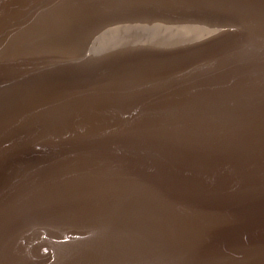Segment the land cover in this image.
Masks as SVG:
<instances>
[{"label": "water", "instance_id": "95a60500", "mask_svg": "<svg viewBox=\"0 0 264 264\" xmlns=\"http://www.w3.org/2000/svg\"><path fill=\"white\" fill-rule=\"evenodd\" d=\"M149 14L209 29L164 65L63 66L85 43L101 63L102 23ZM256 19L264 0H0V264H89L106 239L93 264H264Z\"/></svg>", "mask_w": 264, "mask_h": 264}, {"label": "bare ground", "instance_id": "6f19581e", "mask_svg": "<svg viewBox=\"0 0 264 264\" xmlns=\"http://www.w3.org/2000/svg\"><path fill=\"white\" fill-rule=\"evenodd\" d=\"M235 8L239 9L237 6H235ZM236 13H238V11H236ZM151 15H154V14L152 13ZM151 15L149 14L147 17H143V18H134V20L132 19L123 20L122 18L121 20H117V21L113 20L112 22H108V23L103 22L102 23L103 25H101V29L99 28L100 25L97 27L100 30L106 29L107 27L109 28L108 29L110 31L108 32L109 34H104L102 36V39L107 41L111 46L114 45V53L112 52L113 53L112 56L107 57V55L106 56L102 55L100 56L101 63L99 61L96 63L98 59V57L96 56H99V53H101V51H97L94 49V52L93 51L90 52L89 46H87L85 43L84 48L82 49L81 56L78 55L77 53H74V54L70 53L68 55L67 61L66 60L63 61L64 59L62 60L61 58V60L63 61L62 63L63 66L66 65L67 72L71 73L72 76L79 75V77L75 78L76 80H78V79H81L82 78L81 75L87 71H88V74L86 75L89 77H92V79H95L96 76L98 75H102L106 73V69H107L106 64L110 60L112 61V65H114V68H116L115 70L117 72H120L121 67H123L125 64H134L136 62H139L140 57H142L145 61L150 62V64L154 65L157 63L160 65H164V63H171L172 57L174 54H177L179 51H184V48L179 46V44H181L183 41H187L188 42L187 44L190 45L193 42H196L197 37L200 36V35H196L197 33L196 31L204 32L205 29H209V26H207V24L203 20L198 19L195 25H190L183 29H179L178 32H175V30L172 28L170 23H166L163 18L157 19L158 21L156 22L162 26V28H158V27L153 26V22L151 20L156 19V18L152 17ZM244 17H246V15ZM236 19H238L239 21L240 16H238ZM243 19H246V18H243ZM226 22L228 21H224V23ZM234 22L236 23V21ZM248 22L253 23L252 25L254 26H260L261 29L264 28V21L260 22V21H257L256 19L254 21L249 20ZM233 26L234 25H232V23L231 24L228 23V27L232 28ZM242 26L243 25L239 27L238 25L239 29H241ZM88 30L89 28L85 32L86 35L90 32V31L88 32ZM95 34H98V33H95ZM137 38H141L140 41ZM143 39H146L147 43H143L142 42L144 41ZM202 39H205V41L207 42V41L212 40L213 37L205 36V37H202ZM235 39L236 37L234 34H232L230 38H228L229 41H233ZM79 40L80 38L77 41ZM223 40H224L223 42H227V37H223ZM139 42L140 44H138ZM210 42H216V41L212 40ZM126 44L130 45L131 47V50L128 52H125ZM134 44H136L137 46L142 45L141 47H143L144 45V48L146 49L144 50L143 53L140 52L142 55L137 53L139 50H135L133 48ZM212 47H214V45L210 43H207L204 45V48L207 50L211 49ZM219 48L220 49L216 51V53H219L222 55L224 53V48L222 46ZM211 50H213V48ZM147 51H148V54H146ZM149 54L150 56H147ZM79 63L81 66H85V70H82V68L78 66ZM98 64L99 66H97ZM56 66H58V64H56ZM79 69L82 71L78 72L80 71ZM53 82H55V79L53 80ZM3 84L7 85V87H5L6 89L5 91H7L6 93L12 94L11 92L15 90V89L11 90L12 88L11 86H13V83L4 82ZM56 88H57V91L63 90V87L61 85H58V87L56 86ZM106 240H109V239H106ZM106 240L102 241L101 246L99 245V249H94L91 255V258H89V260H91L89 264H93V262L99 263L100 261L99 259L104 256L102 255L103 252L101 251L104 250L102 247H105L107 244L109 245V242H107ZM132 241L133 242L130 245V247L132 248H134V245H135L139 249H142L148 245L143 239L132 240ZM113 252L114 250L112 251V253ZM81 264H88V263L86 262V260H84L83 262H81Z\"/></svg>", "mask_w": 264, "mask_h": 264}]
</instances>
